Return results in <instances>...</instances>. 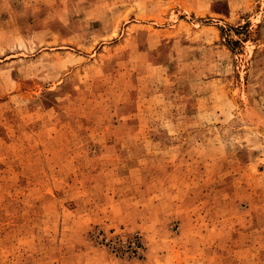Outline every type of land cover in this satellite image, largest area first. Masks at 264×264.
Here are the masks:
<instances>
[{
  "label": "rangeland",
  "instance_id": "1",
  "mask_svg": "<svg viewBox=\"0 0 264 264\" xmlns=\"http://www.w3.org/2000/svg\"><path fill=\"white\" fill-rule=\"evenodd\" d=\"M0 264H264V0H0Z\"/></svg>",
  "mask_w": 264,
  "mask_h": 264
}]
</instances>
